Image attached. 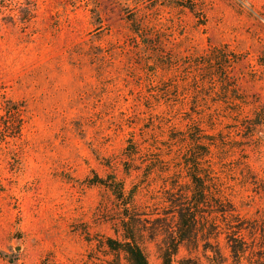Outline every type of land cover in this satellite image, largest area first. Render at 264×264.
I'll use <instances>...</instances> for the list:
<instances>
[{"label":"rangeland","instance_id":"rangeland-1","mask_svg":"<svg viewBox=\"0 0 264 264\" xmlns=\"http://www.w3.org/2000/svg\"><path fill=\"white\" fill-rule=\"evenodd\" d=\"M187 162L172 264H264V0H0V264H112L111 177L162 264Z\"/></svg>","mask_w":264,"mask_h":264},{"label":"trees","instance_id":"trees-1","mask_svg":"<svg viewBox=\"0 0 264 264\" xmlns=\"http://www.w3.org/2000/svg\"><path fill=\"white\" fill-rule=\"evenodd\" d=\"M13 109L16 113L21 111L19 108ZM186 152L189 154L188 150ZM187 166L192 173L190 199L187 204L178 206L179 208L176 210L177 216L170 223L174 224V230L168 232L167 239L162 242V246H159L162 264H172L179 247L191 237L194 240L197 239L196 227L200 219H202L198 213L200 212V207L204 206L206 201H208V194H210V187L207 186L202 173L199 172L200 164L194 162L189 165V162H187ZM99 183L107 187L115 200L122 205V214L119 220V231L122 240L109 239L107 241V246L114 258L112 264H123V261L126 264H150L138 241V220L135 215L132 197L127 196L124 185L116 177H111L110 180H99ZM233 253L237 257L240 253L244 254V251L242 248L240 251L235 249Z\"/></svg>","mask_w":264,"mask_h":264}]
</instances>
